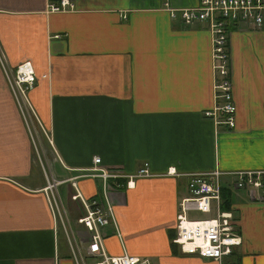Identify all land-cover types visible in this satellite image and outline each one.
Listing matches in <instances>:
<instances>
[{"label":"crops","instance_id":"obj_1","mask_svg":"<svg viewBox=\"0 0 264 264\" xmlns=\"http://www.w3.org/2000/svg\"><path fill=\"white\" fill-rule=\"evenodd\" d=\"M58 1L0 0V51L12 67L31 64L32 125L48 133L54 177L77 176L93 156L129 174L146 163L148 175L121 178L111 193L118 234L104 229L106 251L197 264L169 240L188 175L264 169V26L230 31L227 128L203 115L213 103L204 23L184 25L168 11L197 0H66L67 9H47ZM22 124L0 71V264H73ZM231 179L219 176L218 207L241 242L219 264H264V188L234 189ZM73 181L84 199L96 195L95 179ZM57 188L72 220L84 212L68 182Z\"/></svg>","mask_w":264,"mask_h":264},{"label":"built area","instance_id":"obj_2","mask_svg":"<svg viewBox=\"0 0 264 264\" xmlns=\"http://www.w3.org/2000/svg\"><path fill=\"white\" fill-rule=\"evenodd\" d=\"M69 6L66 0L47 3L49 11H61ZM171 18L177 16L184 25L202 22L209 33L211 44L213 103L203 115L210 117L215 124L227 128L233 126L235 106L231 97L230 62L228 53L229 34L235 28L264 26V0H197L195 5L181 9L168 8ZM0 67L10 93L28 129H33V110L27 92L34 80L29 61L15 67L7 64L0 51ZM45 179L43 192L54 220L64 234L73 264H151L146 256H138L122 251L110 254L104 246L105 228L111 225L117 233L116 217L111 193L120 187L118 180L148 175L146 163L135 173H122L100 165L98 157H92V165L75 177L55 178L50 170L42 168ZM230 175V187L234 189L264 188V169L217 171L192 173L188 175L186 194L180 197L175 215L174 237L171 241L183 254L219 263L229 255L234 246L241 242L236 233L229 212L219 210L221 185L219 176ZM77 177L97 180L95 196L84 199L73 181ZM69 183L74 189L71 200L79 199L84 212L73 220L58 194V186ZM257 198L261 199L260 196ZM210 217H194L189 213L206 214ZM73 223L81 226L76 230Z\"/></svg>","mask_w":264,"mask_h":264},{"label":"rangeland","instance_id":"obj_3","mask_svg":"<svg viewBox=\"0 0 264 264\" xmlns=\"http://www.w3.org/2000/svg\"><path fill=\"white\" fill-rule=\"evenodd\" d=\"M7 64H9L8 61H7ZM0 71L3 74L2 70H1V67H0ZM3 77H4V75H3ZM11 98H12L13 103L15 104V100H14L12 95H11ZM15 107H16V110H17L18 115L20 117V120L23 123L22 125L24 127V130L27 133V136L29 137V140L32 143L31 145H33L32 152H31V157L33 158L35 166L39 169V171L41 173H43L42 172V168H44V169L48 168L50 170V172L52 174H54L52 172L51 168H50V161L53 158V152L51 150V146L49 145L50 143L47 140L48 139V133L44 129H41L37 124L36 125L40 129L36 128L35 124H34L33 129H31L29 126H28V129H27V127L25 126V123H24V121H23V119H22V117L20 115V112H19V110H18V108L16 106V104H15ZM189 216H194V217H200L201 216V217H204L203 215H201L198 212L189 213ZM154 258H156V257H154ZM154 258H151V259L149 258L151 264H155V261L153 260ZM192 259L194 260L196 258H192ZM193 260H190V262H192ZM198 261L199 262L197 264H204L203 261H207V259H200ZM190 262L187 261L186 263H190Z\"/></svg>","mask_w":264,"mask_h":264},{"label":"trees","instance_id":"obj_4","mask_svg":"<svg viewBox=\"0 0 264 264\" xmlns=\"http://www.w3.org/2000/svg\"><path fill=\"white\" fill-rule=\"evenodd\" d=\"M220 198H221V195H220ZM223 202H224V201H223ZM221 209H223V210L226 209L225 205L222 203V200H221ZM173 237H174V231H170V233H169V238H170V239H169V240H171ZM170 244H172V243H170ZM173 244H174V243H173ZM232 252H233V251H232ZM232 252H231V253H232ZM231 253H230V254H231Z\"/></svg>","mask_w":264,"mask_h":264},{"label":"bare ground","instance_id":"obj_5","mask_svg":"<svg viewBox=\"0 0 264 264\" xmlns=\"http://www.w3.org/2000/svg\"><path fill=\"white\" fill-rule=\"evenodd\" d=\"M70 2V1H69ZM69 5V4H68ZM34 115V114H33ZM206 118H208V117H206ZM220 125V124H219ZM129 181V180H128ZM120 182H121V180H120ZM120 184V183H119ZM123 185H124V183H123ZM81 194V193H80ZM235 225V224H234ZM219 264V263H218Z\"/></svg>","mask_w":264,"mask_h":264}]
</instances>
